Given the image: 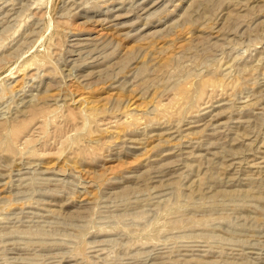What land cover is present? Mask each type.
Listing matches in <instances>:
<instances>
[{
  "label": "rangeland",
  "instance_id": "rangeland-1",
  "mask_svg": "<svg viewBox=\"0 0 264 264\" xmlns=\"http://www.w3.org/2000/svg\"><path fill=\"white\" fill-rule=\"evenodd\" d=\"M0 264H264V0H0Z\"/></svg>",
  "mask_w": 264,
  "mask_h": 264
}]
</instances>
